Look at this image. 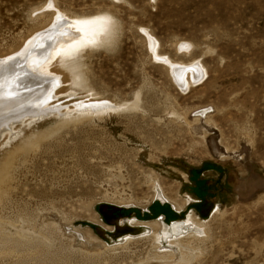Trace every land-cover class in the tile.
Segmentation results:
<instances>
[{
  "label": "rangeland",
  "instance_id": "1",
  "mask_svg": "<svg viewBox=\"0 0 264 264\" xmlns=\"http://www.w3.org/2000/svg\"><path fill=\"white\" fill-rule=\"evenodd\" d=\"M58 16L53 111L0 129V264H264V0H0V58ZM168 61L203 71L183 89Z\"/></svg>",
  "mask_w": 264,
  "mask_h": 264
},
{
  "label": "bare ground",
  "instance_id": "2",
  "mask_svg": "<svg viewBox=\"0 0 264 264\" xmlns=\"http://www.w3.org/2000/svg\"><path fill=\"white\" fill-rule=\"evenodd\" d=\"M112 21V18L104 17L96 20L83 21L81 23L74 22V24L77 30L83 34L84 41L89 43L91 40H100L102 43H106L108 39H101L100 33H107L108 36L114 27L111 24ZM56 24H58L57 26L59 28L64 25H67V27L55 35L52 34L53 29L45 27L22 50L20 48L16 53L0 58V129L9 128L14 120L27 115L37 117L38 115L48 114L53 111L47 108L46 110L40 109L43 106L49 105V103L51 104V100L58 95L56 90L55 92L52 90L47 91L46 88L48 87L49 89L50 83L53 82L52 80L56 76L62 75L61 80L64 83L67 82L64 73L58 69V60L63 47L67 46L69 41L76 40L77 36L76 33L68 35L62 34L64 32L67 33L68 29L71 32H76L71 25L72 23L69 21L61 24V18L58 16L56 17ZM168 64L174 82L183 89H188L191 84L196 82L195 77H199L200 75L198 68L200 66L197 64L183 65L170 63L169 61ZM90 111H95V108L90 109ZM183 209L184 206L179 207L177 211L182 212ZM218 211L219 209H216L213 211V214H216ZM107 215L110 219H115L116 217L109 212ZM195 218L197 217L189 214L184 220L173 221L170 225H168L169 223H165L163 226L168 225L165 227L166 235H178L180 233L182 234L186 228H197ZM161 219L160 221H163V218ZM137 224L139 222L134 220L119 224L117 228L112 226L114 227L113 233H116L119 237L143 235L144 230L137 226ZM148 225L150 227H160L158 221H153L148 223ZM156 235L158 236L157 233ZM119 237H116L117 240Z\"/></svg>",
  "mask_w": 264,
  "mask_h": 264
},
{
  "label": "water",
  "instance_id": "3",
  "mask_svg": "<svg viewBox=\"0 0 264 264\" xmlns=\"http://www.w3.org/2000/svg\"><path fill=\"white\" fill-rule=\"evenodd\" d=\"M108 209H109L108 207L100 208V213L104 217V219L106 220L108 225H111V226H114L115 228H117L120 224V219L118 217H115V219H110L108 217L107 213L109 212L110 214H113V212H116L118 209L113 208V209H111V211H108ZM171 209L174 210L172 207H171ZM112 237L114 239H117L116 237H119V236H117L116 233H113Z\"/></svg>",
  "mask_w": 264,
  "mask_h": 264
},
{
  "label": "trees",
  "instance_id": "4",
  "mask_svg": "<svg viewBox=\"0 0 264 264\" xmlns=\"http://www.w3.org/2000/svg\"><path fill=\"white\" fill-rule=\"evenodd\" d=\"M156 209H157L158 211L164 213L166 216H168V217H166L167 221H170L172 218L176 217V216L173 214V212H172L171 210H169L167 207H166V208H156ZM169 216H170V220L168 219Z\"/></svg>",
  "mask_w": 264,
  "mask_h": 264
},
{
  "label": "crops",
  "instance_id": "5",
  "mask_svg": "<svg viewBox=\"0 0 264 264\" xmlns=\"http://www.w3.org/2000/svg\"><path fill=\"white\" fill-rule=\"evenodd\" d=\"M211 170H212V169L210 168V169H207L206 171H211ZM199 181H200V180H199ZM200 183H201V184H204V182L202 183V181H201ZM195 202H197L198 204L201 203V201H195ZM197 203H196V204H197Z\"/></svg>",
  "mask_w": 264,
  "mask_h": 264
}]
</instances>
